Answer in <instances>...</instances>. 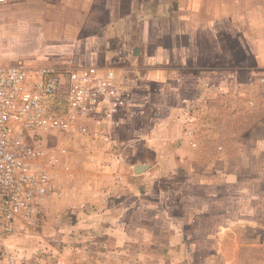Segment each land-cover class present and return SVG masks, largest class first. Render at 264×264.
<instances>
[{
    "label": "rangeland",
    "instance_id": "obj_1",
    "mask_svg": "<svg viewBox=\"0 0 264 264\" xmlns=\"http://www.w3.org/2000/svg\"><path fill=\"white\" fill-rule=\"evenodd\" d=\"M25 1L0 5L3 64L57 70L108 67L123 73L124 78L115 95L84 120L83 130L72 131L61 140H48V145L57 142L63 150L59 151L62 154L59 165L52 168V174L61 182L62 194L43 204L36 229L5 236L4 242L0 241V251L5 246L14 264H264V0L251 1L258 16L257 33L252 36L257 44L250 45L249 32L254 26L249 18L252 3L248 0L242 2V19L226 21L234 33L221 28L203 36L197 46L205 50V67L199 69L190 64L188 71L182 72L190 74L186 77L188 83L178 88L184 92V98L181 95L164 98L170 83L158 94L153 79L147 95L129 88L131 83L122 70V61L115 58L111 65L90 64L89 59L83 58V51L70 49V42L62 39L66 37L47 33L41 4L27 5ZM132 2H100L99 13L104 14L109 7H113L115 14L134 11ZM107 21L99 18L98 29ZM100 36L97 38L100 46H104L106 39L109 46H119L123 38L118 34L109 38ZM114 53L117 56L118 52ZM201 74L203 86L201 82L189 83L195 80L191 75ZM219 90L221 96L217 95ZM130 91L133 106L141 104V110L135 108L131 117L122 113ZM205 92L208 95L198 98ZM139 113L143 115L141 121ZM110 117L122 124H117L115 131L106 126ZM133 123L144 134H139L138 139L144 137L147 142L148 137L161 138L159 159H155L158 151L154 145L139 144L144 139L134 147L127 145L124 135ZM96 125H101V130L107 128L110 135L107 131L95 132ZM185 132L188 139L183 143L180 138ZM170 137L178 140V146L165 145ZM46 140L43 138V142ZM100 152L124 158L115 164L101 157L91 160ZM145 157L154 160L150 172L160 171L161 175L148 177L141 183L130 179L129 183L138 189L147 188L151 194L152 190L160 189L161 194L146 195L145 204H140L146 213H131L129 218H142L150 226L120 227L111 238L102 236L105 243L99 238L88 241L87 237H83L87 241H75L81 233L89 235L86 229H74L75 222L81 219L77 212L90 220L91 212L95 211L86 197L81 198L80 190L94 182L103 188L111 184L121 187L119 174H131L129 166ZM142 164L133 165L134 175L143 171L144 168L136 171ZM141 199L133 200L131 196L129 202L138 203ZM6 262L0 258V264Z\"/></svg>",
    "mask_w": 264,
    "mask_h": 264
},
{
    "label": "crops",
    "instance_id": "obj_2",
    "mask_svg": "<svg viewBox=\"0 0 264 264\" xmlns=\"http://www.w3.org/2000/svg\"><path fill=\"white\" fill-rule=\"evenodd\" d=\"M19 1L21 0H7V2H13V4ZM248 1L252 3V0ZM100 2L113 4L114 0L25 1L27 5L41 4L43 19H47V33L66 37H62V39L70 42V49L73 51H83V58L89 59L88 62L90 64L103 66L111 65V60L115 58L120 60V62L122 61V70L125 72L129 80L128 82L131 83L128 87L140 90L141 95L144 96L148 94L151 87V79L154 80V87L158 89V94L163 90V86L166 83H170L168 86L169 91L166 90V96L164 95V98H167V96H184V92H179L178 88L180 85L188 83L186 82V77L190 74L186 76V74H182V72H187L190 64L199 69L205 67V50H203V48L198 49L197 45L199 41L203 39L204 35H209L211 31L215 32L217 29L220 30L221 28H225L226 31L234 33L232 25L228 24V22L233 23V20L237 21L242 19L241 14L243 11V0H134V2H132V6H135L134 11L132 10L124 14H115V12H113V7H109V10L108 8L105 9L104 14H102V12L99 13L98 9V4ZM228 6L230 8H228ZM99 18H106L108 21L98 29L97 22ZM249 18L254 26L253 31L249 32V37L251 38L250 45L253 46L257 44V40L252 36L257 33L259 26L254 2L250 6ZM113 34L123 36L119 42V46H109L110 43L108 39L103 42L104 46H100L101 43L97 42L98 35L103 37L107 36L109 38V36L111 37ZM82 35H84V38L81 37ZM199 51L202 53H199ZM114 52H118V54H116L117 56H115ZM1 61H3L2 58H0V63H2ZM181 68L185 71H181ZM201 73H203V71H201ZM190 78L195 80L189 83L196 82V84H199L201 82L203 86L204 76L202 74L201 76L191 75ZM129 93L130 96H126L128 100L127 106L122 107V113H124V116L129 114L131 117V115L135 113V108L141 107V104L133 106L134 100L131 96L133 92L131 93L130 91ZM206 93L208 92L203 93V95L201 94L198 98L203 99V97L208 95ZM217 95L221 96L222 92L219 90ZM205 107L206 106H204L203 109ZM119 110L121 109L119 108ZM106 112L107 111H104V113ZM110 115L111 114H108V116ZM139 117H141V121L143 115ZM111 123H113L114 126ZM117 124L122 125L118 123L117 120H114L113 117H110L106 126L109 129H114V127H117ZM100 126L101 125H96V127L93 126V130L95 132L107 131L108 135H110V131L106 130L107 128L101 130ZM140 131L141 130L135 127L133 123L132 128L128 129L127 133L124 135V140L127 145H132L134 147L141 139H144V137H141V139L137 138L139 134H141V136L144 135L142 134L143 132ZM182 132H184V129ZM187 133L188 132H185L184 135H181L180 142L186 143L188 139ZM134 134H136V136H134ZM146 140L147 142H145L144 139L139 142V144L142 143V145L148 146H151V144L154 145L156 151H158V158L156 157L155 159H159L161 155H159L160 150L158 147L163 144L161 138L148 137ZM167 141L169 142H165V145L169 143L170 145L174 144V146H178V140H176V138L170 137ZM181 146L180 150L182 151ZM178 149L179 147L175 150ZM163 153L165 152L163 151ZM93 156L91 160H96L101 157L114 164L121 162L124 158L118 154H110L109 156L108 154H102V152ZM167 159L170 161L169 158ZM142 161L133 163V165L142 163V165H145L143 171L140 173L134 175L133 165H130L129 167L132 169L131 174H128L129 172L126 174H119L120 181L123 183L121 187H112L111 184V186H104L105 188H103V186L99 187V185L94 182L93 185L92 183L88 184L87 187L80 190L81 198L84 200V197L87 198L86 200L89 201V204L95 209V211H92L95 212V215L93 216L91 212V219L87 220L82 217L80 212H77L81 219L75 222L73 225L74 229L77 231L86 229L89 235L86 236L81 233L77 236L78 238H74L76 239L75 241H83V237H87L89 238L87 239L88 241L95 242L93 239L98 240L99 238L101 243H105L101 240L102 236L111 238L110 235H115V230H118L120 227L126 226L125 229H128L127 227L141 226L145 228L150 226V222L144 221L142 218H129L131 213H139L140 215V213L143 212V214H145L146 211L143 210L140 204H145L146 195L155 197L161 191L160 189L152 190L153 194H151L146 187V190L141 186H139L141 188L138 189V187L129 183L131 182L130 179L141 183L140 181L143 179L146 180L148 177L154 176L158 178L159 175H161L160 171H154L155 173L153 171L150 172L153 169L152 164L154 160L145 157ZM146 173H153V175L148 176L149 174ZM163 173H165V170H162V174ZM129 175L133 176L130 178ZM114 181L118 182L116 179ZM159 194H161V192ZM131 196H133V200L142 198V201L130 203ZM117 200H121L122 204L117 203ZM125 200L129 203L125 202ZM143 207L147 209V206ZM48 212L52 213L53 210H48ZM96 212H99L100 215L96 216ZM66 225V223H61V226ZM58 226H60V223ZM64 235L66 234L62 233V236ZM116 238L115 236V239Z\"/></svg>",
    "mask_w": 264,
    "mask_h": 264
},
{
    "label": "built area",
    "instance_id": "obj_3",
    "mask_svg": "<svg viewBox=\"0 0 264 264\" xmlns=\"http://www.w3.org/2000/svg\"><path fill=\"white\" fill-rule=\"evenodd\" d=\"M6 2L0 0V5ZM123 78L108 67L28 69L0 63L1 242L5 236L31 233L40 223L43 204L62 194L52 168L63 150L48 140L83 130L84 120L115 95ZM3 249L0 258L14 264Z\"/></svg>",
    "mask_w": 264,
    "mask_h": 264
},
{
    "label": "water",
    "instance_id": "obj_4",
    "mask_svg": "<svg viewBox=\"0 0 264 264\" xmlns=\"http://www.w3.org/2000/svg\"><path fill=\"white\" fill-rule=\"evenodd\" d=\"M144 167H145V165H138L136 167V171L138 172V171L142 170Z\"/></svg>",
    "mask_w": 264,
    "mask_h": 264
}]
</instances>
